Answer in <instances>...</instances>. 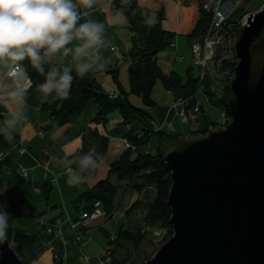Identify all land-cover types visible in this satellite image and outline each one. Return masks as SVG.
I'll use <instances>...</instances> for the list:
<instances>
[{"label": "crops", "instance_id": "0c3cea01", "mask_svg": "<svg viewBox=\"0 0 264 264\" xmlns=\"http://www.w3.org/2000/svg\"><path fill=\"white\" fill-rule=\"evenodd\" d=\"M138 3L142 9L149 12L151 23H156L159 17L162 29L175 36L172 45L169 47L172 50L169 56H173V58L182 57L183 62L187 49L190 48V35L202 17L200 0H138ZM78 11L81 13L79 22L94 19L105 25V47L101 51L105 58V66L108 68L106 71H93L97 73L99 87L105 93L120 92V88L124 92H129L130 58L127 57L125 51L113 53L110 50L113 46L128 49L132 46L133 34L126 17L115 8L114 0H94L91 8L78 6ZM58 62L63 67L72 68L70 57H62L58 54ZM173 63L179 62L173 61ZM9 69L10 67L0 63V78H7ZM113 69L117 70L120 88L114 80ZM161 69L163 70V68ZM190 69L191 67L188 70ZM30 88L31 83L26 90V122L17 125L12 132L11 139L0 135V154L5 156L0 165V191L19 188L36 208L35 218L17 219L13 222L11 245L17 254L27 260L29 264H56L53 261L54 254H58L62 258L61 264H98V260L109 241L117 238L118 229L113 227L114 225L110 220L115 213L120 211L129 188H123L124 191L122 189V192L118 190L114 199L115 210L111 217L91 222L85 233L80 234L79 237L71 231L68 224L63 225L60 230L66 243H63L59 238L50 237L46 231V226L55 225L58 220L68 218L74 220L81 216V212H90L91 205L89 203L81 202L80 207L77 205L78 208H76L75 203L84 192L91 190L102 180L110 179L112 184L125 187L124 182L119 181L115 175L109 174L110 166L128 150L125 143L127 136L132 130L139 131L144 123L132 124L129 125V128L124 125L122 118L117 113H113L106 125L95 124L93 118L98 111V105L90 102L79 117L78 125L95 128L101 134L107 135L109 137L108 152L103 158L101 168L95 175H88L86 181L79 186H69L65 182L67 167L69 166H66L63 161L74 160L78 156V152L83 146L82 137L70 124L49 129L52 118L48 112L42 110L44 104L42 94ZM168 93L171 100L169 105L166 102L163 108L153 100L157 107L152 108L151 113L156 122L163 121L169 106L175 101L174 94ZM129 100L134 106L145 109L140 97L131 95ZM179 109L177 107L176 112ZM13 110H16V105L8 98L0 95V122L7 118L9 112ZM160 110L161 112H159ZM173 116L174 127L176 124L175 134L180 138L189 136L184 134V127L178 124L179 120L175 117V113ZM207 125L208 122L203 120L195 130L204 129ZM159 139L156 147L145 148L144 152L150 150L149 152L154 153L162 143V138L159 137ZM20 142L27 148V154L18 152ZM51 144L60 148L64 157L59 163L56 160H51L48 170L36 166L35 160ZM21 165L28 170L25 178L21 177L18 172ZM70 167L74 168L76 165L73 164ZM52 175L58 177L57 183L53 186L48 183V178ZM147 190L141 193L133 190L132 197L125 201L124 207L120 211L123 217H127V211L136 201L145 202L154 197V194L147 195ZM131 201L133 202L132 205L126 209ZM84 250L90 258L87 263L83 261L81 256Z\"/></svg>", "mask_w": 264, "mask_h": 264}, {"label": "water", "instance_id": "95a60500", "mask_svg": "<svg viewBox=\"0 0 264 264\" xmlns=\"http://www.w3.org/2000/svg\"><path fill=\"white\" fill-rule=\"evenodd\" d=\"M231 122L164 154L173 236L146 264H264V9L236 33ZM0 264H24L10 241Z\"/></svg>", "mask_w": 264, "mask_h": 264}, {"label": "trees", "instance_id": "16d2710c", "mask_svg": "<svg viewBox=\"0 0 264 264\" xmlns=\"http://www.w3.org/2000/svg\"><path fill=\"white\" fill-rule=\"evenodd\" d=\"M201 2V1H200ZM115 8L120 10L126 17L132 36V46L128 51L125 48L111 47V52L125 51L127 57L130 58L129 78L130 91L124 92L118 83L117 70L113 69L112 74L118 87L120 88L119 97L113 99L110 93H105L101 90L97 80L96 72H89L84 77H79L75 74L70 89V94L67 98L53 99L49 96L44 100L42 110L48 112L52 118L49 129L54 127L70 124L76 132L82 137L83 146L78 152V155L87 152L89 147L95 146L97 151L104 156L108 152L109 137L101 134L97 129L92 127H80L78 119L84 111L85 107L94 102L98 105V111L93 118V123L106 125L110 115L117 113L123 120L124 125L130 128L129 125L143 122V126L139 131L132 130L127 136V139L132 143L133 149L129 148L118 161L110 166L109 174L115 175L119 181L127 182V185L119 188H132L134 191L141 193L147 189L154 190V197L151 200L136 201L134 205L127 211L126 216H138V221L131 229L124 226L120 229L117 238L109 241V247L112 249V256L106 264H135L131 251L137 250L146 239L144 226L159 225L167 231L165 241L169 240L174 232L170 225L172 217L171 208L168 205V198L171 191L172 179L170 172L166 169L161 145L154 153L148 151H140L145 148L152 136H166L172 141H178L179 136L167 132L165 129L161 132H154L150 121L153 119L152 113L146 109L134 106L129 97L131 95L140 97L145 106L156 108V103L152 100V91L156 83L161 82L163 88L172 92L176 100H192L191 107L197 102V93L199 89V81L192 74V68L188 70L187 77L184 80L176 72L169 75L164 74L158 65V56L161 52L168 49L175 36L162 29L161 22L158 17L156 23L149 22L150 14L142 9L138 0H114ZM201 5V4H200ZM202 11V8H201ZM210 19L206 14H203L196 25L195 30L190 35V41L198 40L206 34L209 27ZM31 82V90H38L37 85L43 82L44 77L33 69L27 60L21 62ZM237 65V59L233 54L223 61L220 78L223 82L219 83L222 87L221 94L209 92L208 97L215 98L219 112H227L226 103L229 98L228 82L234 76V69ZM57 66L63 68L57 61ZM47 69V65H45ZM220 81V80H219ZM208 85H206L207 87ZM210 91V90H209ZM40 92V91H39ZM208 92V91H207ZM178 108L181 109L180 106ZM179 109V111H180ZM172 110V109H171ZM171 110L168 108L164 119L169 116L173 122L174 118ZM170 111V113H168ZM228 113V112H227ZM229 116V114H228ZM149 119V122H147ZM163 119V121H164ZM178 120V119H177ZM205 120L214 123L208 115L205 114L204 108H201L199 123ZM158 122V123H162ZM207 125V126H208ZM207 128H201L193 132V134H206ZM176 141V142H177ZM174 144V143H173ZM172 145V144H171ZM170 145V146H171ZM47 150L50 151L52 157L63 158V151L51 144ZM43 153V152H42ZM41 157V156H40ZM38 157V158H40ZM53 160V159H52ZM61 160V159H60ZM57 161V160H56ZM98 171V170H97ZM97 171L90 176H93ZM118 186L111 183L110 179L98 182L91 190L84 192L75 203V206L80 207L81 202H87L91 205V211L96 206H99L106 217H111L114 213V199L119 190ZM0 204H4L5 210L11 215L8 240H11L12 224L17 219H33L36 216L35 206L25 197L19 188H10L6 191H0ZM78 206L76 208H78ZM88 213V212H81ZM78 218V217H77ZM70 219V218H69ZM72 220V219H71ZM51 237V235H49ZM123 244L127 245V253L122 258H116L114 251ZM22 258V257H21ZM24 264L27 260L22 258Z\"/></svg>", "mask_w": 264, "mask_h": 264}, {"label": "clouds", "instance_id": "9594fccd", "mask_svg": "<svg viewBox=\"0 0 264 264\" xmlns=\"http://www.w3.org/2000/svg\"><path fill=\"white\" fill-rule=\"evenodd\" d=\"M94 0H0V63L22 68L27 60L44 79L38 84L43 99L67 98L74 75L84 77L105 67L104 23L81 20L79 7L91 8ZM151 22V18H149ZM58 54L70 57L72 68L57 66ZM47 65V69L45 68ZM0 95L16 105L0 122V135L12 138V132L25 118L27 91L12 77L0 78ZM53 160L60 162L57 157ZM67 167L66 184L79 186L88 175L99 170L103 156L95 146L74 160L63 161ZM75 164L76 167H70ZM0 204V243L7 240L11 215Z\"/></svg>", "mask_w": 264, "mask_h": 264}, {"label": "built area", "instance_id": "2783aa9c", "mask_svg": "<svg viewBox=\"0 0 264 264\" xmlns=\"http://www.w3.org/2000/svg\"><path fill=\"white\" fill-rule=\"evenodd\" d=\"M249 1L250 0H202L200 2L203 14H206L210 19L209 27L206 34L198 40H193L190 43V46L192 56L194 57L193 65L199 69L197 76L199 81L198 93H200L205 100L209 99L205 95L206 90L214 92L215 88L218 87L220 83L219 80L222 78L220 76L223 61L229 58L231 54L234 55L233 47L237 30L247 24L250 15L264 9V0H260L261 6L256 10H253V5L251 4V1ZM246 3V8H244L243 5ZM128 50V48H125V51ZM182 60V57L176 56L174 58V62ZM6 76L7 78H14L16 84L26 90L28 89L29 83H31L24 67L10 68ZM206 85L208 86L206 87ZM214 85H216V87ZM110 96L115 98L117 97V93L111 92ZM192 103L193 102L190 99L176 101V105L179 104L177 106H180L181 109L175 113V117L183 124L192 121H199L201 108L203 107V100L197 98V102L193 107L190 105ZM171 112H173V109ZM168 113H170V111H168ZM230 121L231 117L228 116L227 112H220V122L224 123L223 128H225ZM25 122L26 118H24L21 124ZM152 126L155 127L152 129L157 133L164 129H172L173 124L167 115L162 123L153 121ZM130 148L133 149L132 146ZM18 152L20 154L28 153L27 148L22 142L19 143ZM4 159L5 156L0 154V165ZM51 160L52 155L50 151L45 149L41 157L35 160L36 166L48 170V165ZM18 172L21 177L25 178L28 170L21 165L19 166ZM57 178L56 175H52L48 178V183L52 186L55 185L57 183ZM101 218H106L105 212L99 206H96L92 212L83 213L74 220L68 218L66 220H58L55 225H47L46 231L49 235H53L54 238H61L63 243H66L62 238L60 230L63 225L68 224L72 232H85L91 222ZM110 251V247H105L102 252V257L99 258V264L108 263L110 257L105 260H103V258H105ZM55 258L60 262L62 261V258L58 254L55 255ZM82 259H87V261H89L88 255L84 252H82Z\"/></svg>", "mask_w": 264, "mask_h": 264}, {"label": "rangeland", "instance_id": "374dc122", "mask_svg": "<svg viewBox=\"0 0 264 264\" xmlns=\"http://www.w3.org/2000/svg\"><path fill=\"white\" fill-rule=\"evenodd\" d=\"M200 1H202V0H200ZM250 1H251V4L253 5V8H254L253 10H256L257 8H259L261 6L260 0H250ZM246 5H247V3L245 5H243V7L246 8ZM171 51L172 50L168 48L165 51L161 52L158 56V63H159L158 65L160 68H163L162 71L164 74L169 75L171 72H176L179 76L186 79L188 69H189V67H191L193 70L192 71L193 76L194 77L198 76L199 69L195 65H193L194 57L192 56V53H191V46L189 49H187V53L185 54V60L183 62L179 61V63L174 64L173 63V61H174L173 56H169L170 55L169 53ZM107 68L108 67L105 66L101 71H106ZM232 78L233 77H231L230 80ZM220 82H222V80H220ZM222 84H223V82H222ZM214 86L216 87V85H214ZM222 87H223L222 85L221 86L218 85V87L215 88L214 92L217 93L218 95L221 94ZM209 92H211V91L206 90V92H205L206 97H208ZM116 93H117V97H115V98L112 97L113 99H116L119 97V93L118 92H116ZM151 98H152V100L158 102V105L161 106V108H163V106L166 104V102H167V105H169V102L171 100V99H169L168 91H166L163 88L161 82H159V81L156 83V85L153 88ZM197 98L199 100H203V108H204L205 114L214 120V123H211V121L209 120V125L207 126L208 127L207 131L210 128H216V127L223 128L224 123L220 122V112H219V108L217 107V105L215 103L216 102L215 98H210V100L209 99L205 100V98L202 97V95L200 93H197ZM176 101H173L171 103V105L169 106L170 110L173 109V115H174V113H176V107H178L177 105H179V104L176 105ZM145 109L149 112H152V108H150L148 106H145ZM159 112H161V110ZM155 115H157V114H155ZM147 122H149V119H147ZM150 124L152 126L151 121H150ZM172 124H173L172 129L166 130L169 133H172L175 131L176 124H175V127H174V123H172ZM178 124L181 127H184V134L191 135L190 134L191 131H192V134L194 131H196L195 129L197 128L199 121H192V122H189L186 124H183L179 121ZM152 128H155V127L152 126ZM207 131H206V133H207ZM174 136H177V135L174 134ZM158 140H160L159 136H157V135L152 136L147 147H145V148L150 149V148L156 147L158 145ZM176 141H172L171 138L168 139L166 136L162 137V139H161L162 150L165 151L171 144L175 143ZM125 143H126L127 149H129L131 146L133 147L132 143L127 138H126ZM145 148H143L140 151L141 152L144 151ZM124 184L127 185V182L126 183L124 182ZM133 190L134 189H132V188H129L127 190V194L125 195L124 201L122 202L120 211H122V208L124 207L125 201L132 197L131 195H132ZM119 191L122 192V189L119 188ZM123 191H124V189H123ZM153 193H154V190L152 188L147 190V195H152ZM132 203L133 202L131 201V203L128 204L126 209H128L132 205ZM120 211L115 213L113 218L110 220L114 225L113 227L118 229L117 232H119V230L121 229L122 226H124L127 229H131V226H134L135 223L138 221L137 215H134L132 218L131 217L130 218L123 217L121 215ZM74 233L79 237L80 234H84L85 232L82 231V232H74ZM144 233L146 235V239L144 240V242L140 245V247L137 250L131 251L133 261L135 264H146L149 260L154 258V256L157 254L158 250L168 241V240L165 241L167 231L159 225H154V226L145 225L144 226ZM51 237H53V235H51ZM62 238H63V236H62ZM59 239L62 240L61 238H59ZM62 242H63V240H62ZM10 244H11V240H10ZM120 246L118 247V249L116 248L114 251L116 258H122L127 253V248H128L127 245L123 244L121 248H120ZM108 247H109V244H108ZM12 249L14 250L13 246H12ZM84 253L87 254L85 250H84ZM16 254H17V252H16ZM55 255L56 254L53 255L54 263L61 264L62 262L58 261L57 258H55ZM17 256L22 260V258L19 254H17ZM111 256H112V251H110L108 253V255L105 258H103V260L108 259ZM101 257H102V255H101ZM88 259H90L89 256H88ZM83 261L85 263L88 262L87 259H83ZM98 264H99V260H98Z\"/></svg>", "mask_w": 264, "mask_h": 264}, {"label": "bare ground", "instance_id": "6f19581e", "mask_svg": "<svg viewBox=\"0 0 264 264\" xmlns=\"http://www.w3.org/2000/svg\"><path fill=\"white\" fill-rule=\"evenodd\" d=\"M172 134H175V131H174V132H172Z\"/></svg>", "mask_w": 264, "mask_h": 264}]
</instances>
